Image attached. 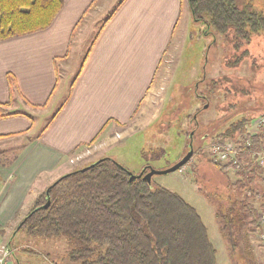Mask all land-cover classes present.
<instances>
[{"label":"crops","instance_id":"0c3cea01","mask_svg":"<svg viewBox=\"0 0 264 264\" xmlns=\"http://www.w3.org/2000/svg\"><path fill=\"white\" fill-rule=\"evenodd\" d=\"M110 2L63 0L49 27L0 41V114L17 112L0 117L1 242L8 243L9 228L48 184L129 129L150 92L183 0H121L100 27L67 97L57 103L42 133L30 136L29 115L48 111L58 99L72 45L82 42ZM9 77L16 83L11 92ZM16 142L19 149L11 155Z\"/></svg>","mask_w":264,"mask_h":264},{"label":"rangeland","instance_id":"374dc122","mask_svg":"<svg viewBox=\"0 0 264 264\" xmlns=\"http://www.w3.org/2000/svg\"><path fill=\"white\" fill-rule=\"evenodd\" d=\"M120 1L111 0L82 42L72 45L67 72L62 75L56 91L59 97L53 98L48 111L33 112L31 137L42 133L54 116L60 99L67 97L71 82L80 71L100 27ZM235 1L240 8L250 7L264 16V0ZM182 5V16L174 37L129 129L104 148L76 160L70 168L79 169L101 158L112 157L129 172L138 174L145 166L167 169L193 150L184 165L169 173L153 175L152 183L179 193L197 210L217 251L216 264H253L243 253L244 224H239L235 215L237 209L232 211L238 225L234 231L238 246L233 255L221 235L214 205L221 203L224 209L231 206L234 190H229L226 176L210 163L208 145L231 122L264 114V29L253 33L248 44L235 48L231 32L215 33L210 25L192 19L187 0H183ZM205 18L209 20L208 16ZM18 149L16 142L10 154H15ZM104 153L106 156L100 157ZM227 177L229 181L236 180L233 171H229ZM250 185L261 194L253 201L258 208L264 198V172ZM13 228H9L7 234L11 235ZM261 232L250 230L248 234L256 256L254 264H264ZM9 240L15 247L9 264H80L71 260L70 247L62 237L32 236L20 231ZM7 245L6 241H0V254Z\"/></svg>","mask_w":264,"mask_h":264},{"label":"trees","instance_id":"16d2710c","mask_svg":"<svg viewBox=\"0 0 264 264\" xmlns=\"http://www.w3.org/2000/svg\"><path fill=\"white\" fill-rule=\"evenodd\" d=\"M187 3L194 21L210 25L215 33L231 32L235 48L248 44L253 33L264 29L263 14L250 7L240 8L235 0H187ZM62 5L63 0H0V41L49 27ZM85 59L86 55L82 64ZM8 83L11 92L16 83L11 77ZM205 99L208 101L206 96ZM13 114L17 112L0 117ZM29 118L33 121L32 116ZM251 119L231 122L213 141L223 142L243 134ZM251 142L252 149H260L264 132L251 136ZM237 161L246 166L235 170L231 163L210 160L226 176L229 190H234L231 206L224 209L221 203L214 205L215 217L233 255L238 246L234 234L238 225L232 211L237 209L239 224H244L243 253L254 264L256 256L248 234L250 230L264 232L258 219L264 212V198L257 208L253 201L261 194L250 184L264 169L242 154ZM80 169L60 176L46 193L52 182L48 184L10 237L20 231L32 236L62 237L70 247L71 260L80 264H216L217 251L206 226L197 210L179 193L142 177L130 180L128 169L112 157ZM229 171L236 175L233 182L227 177ZM48 200L49 205L44 207ZM7 247L13 254L10 240Z\"/></svg>","mask_w":264,"mask_h":264},{"label":"built area","instance_id":"2783aa9c","mask_svg":"<svg viewBox=\"0 0 264 264\" xmlns=\"http://www.w3.org/2000/svg\"><path fill=\"white\" fill-rule=\"evenodd\" d=\"M264 132V114L252 118L247 125V131L234 138H227L223 142L211 141L208 145L209 157L214 162L231 163L235 165V170H240L242 166L237 161V156L242 154L247 160L264 169V144L260 149H252L251 136ZM259 223L264 230V212L259 214ZM264 241V232L261 235ZM12 251L3 247L0 254V264H9V257Z\"/></svg>","mask_w":264,"mask_h":264},{"label":"water","instance_id":"95a60500","mask_svg":"<svg viewBox=\"0 0 264 264\" xmlns=\"http://www.w3.org/2000/svg\"><path fill=\"white\" fill-rule=\"evenodd\" d=\"M208 106V104H206L204 107L206 108ZM193 154V150H189L187 152V154H185V156H183L180 160H178L174 165H172L171 167L164 169V170H155L150 168V166H145L142 168V170L138 173V174H133L131 172H129L130 175V180H134L136 178H140L142 177L144 180H146L147 182L151 181V178L153 175L155 174H165V173H169L172 171H175L177 169H179L182 165H184L192 156ZM95 163V162H94ZM94 163L89 164L88 166L81 168L80 170H84L87 167H90L92 165H94ZM69 173V172H68ZM57 183V180H55L54 182H52L47 188H46V193L49 192L50 188L55 185ZM49 205V200L46 202V204L44 205V207H47ZM25 219V218H24ZM21 224H19L17 226V229L20 227Z\"/></svg>","mask_w":264,"mask_h":264},{"label":"flooded vegetation","instance_id":"af4514ba","mask_svg":"<svg viewBox=\"0 0 264 264\" xmlns=\"http://www.w3.org/2000/svg\"><path fill=\"white\" fill-rule=\"evenodd\" d=\"M201 97H202L203 99H205V96L201 95Z\"/></svg>","mask_w":264,"mask_h":264}]
</instances>
